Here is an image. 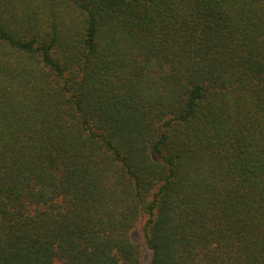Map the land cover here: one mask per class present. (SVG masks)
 <instances>
[{"label": "trees", "instance_id": "obj_1", "mask_svg": "<svg viewBox=\"0 0 264 264\" xmlns=\"http://www.w3.org/2000/svg\"><path fill=\"white\" fill-rule=\"evenodd\" d=\"M264 264V0H0V264Z\"/></svg>", "mask_w": 264, "mask_h": 264}, {"label": "rangeland", "instance_id": "obj_2", "mask_svg": "<svg viewBox=\"0 0 264 264\" xmlns=\"http://www.w3.org/2000/svg\"><path fill=\"white\" fill-rule=\"evenodd\" d=\"M146 219L147 216H142L138 220L137 225L135 226L132 232L133 239L141 246V250H142L141 261L143 264L148 262L151 257V251L145 243V236H144V224L146 222Z\"/></svg>", "mask_w": 264, "mask_h": 264}]
</instances>
